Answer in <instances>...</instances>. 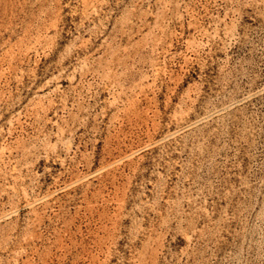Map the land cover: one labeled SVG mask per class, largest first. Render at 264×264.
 Listing matches in <instances>:
<instances>
[{
	"label": "rangeland",
	"instance_id": "obj_1",
	"mask_svg": "<svg viewBox=\"0 0 264 264\" xmlns=\"http://www.w3.org/2000/svg\"><path fill=\"white\" fill-rule=\"evenodd\" d=\"M0 264H264V0H0Z\"/></svg>",
	"mask_w": 264,
	"mask_h": 264
}]
</instances>
